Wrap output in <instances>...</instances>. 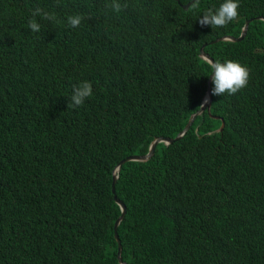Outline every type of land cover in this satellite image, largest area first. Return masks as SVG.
Listing matches in <instances>:
<instances>
[{
  "label": "trees",
  "instance_id": "16d2710c",
  "mask_svg": "<svg viewBox=\"0 0 264 264\" xmlns=\"http://www.w3.org/2000/svg\"><path fill=\"white\" fill-rule=\"evenodd\" d=\"M0 0V264H120L110 171L195 109L215 61L250 70L248 86L214 96L184 132L126 159L113 183L127 264H264V0H239L223 28L198 17L223 0ZM40 7L59 23L28 21ZM84 17L76 29L68 15ZM93 84L68 108L72 86ZM220 119L223 123L217 128Z\"/></svg>",
  "mask_w": 264,
  "mask_h": 264
},
{
  "label": "clouds",
  "instance_id": "9594fccd",
  "mask_svg": "<svg viewBox=\"0 0 264 264\" xmlns=\"http://www.w3.org/2000/svg\"><path fill=\"white\" fill-rule=\"evenodd\" d=\"M200 0H193L192 7L199 6ZM113 12L120 13L126 5H121L119 0H111L107 4ZM240 2L239 0H223L218 8H208L198 18L201 27L210 26L212 29L223 28L231 22L239 18ZM52 21L53 24L59 23L58 17L54 11H46L40 7H36L32 11V19L28 21V28L32 33H40L42 25L36 19ZM84 17L80 14L68 15L66 17V27L69 29L78 28ZM204 63L207 64L211 71V80L214 85L211 94L214 96L235 95L248 86L250 80V70L245 65L234 61L225 60L211 61L204 58ZM93 84L88 80H83L72 86V93L69 97L67 107L77 109L83 106L86 99L93 96Z\"/></svg>",
  "mask_w": 264,
  "mask_h": 264
},
{
  "label": "water",
  "instance_id": "95a60500",
  "mask_svg": "<svg viewBox=\"0 0 264 264\" xmlns=\"http://www.w3.org/2000/svg\"><path fill=\"white\" fill-rule=\"evenodd\" d=\"M190 0H186L185 2L181 3V5L183 7H185L188 3H189ZM252 17H255V18H261L263 20V28H264V15L262 14H254V15H249V16H246L243 18V21L239 27V31L236 33V34H232V33H221V34H218V35H215L213 36L211 39H209L208 41H213V40H216V39H238L240 38L244 31H245V28H246V24H247V21L249 19H251ZM204 43L201 42V44H199L198 46V55L201 56L202 58H207V59H210L211 61L214 62V60L212 59V57L202 49V44ZM211 71H209L207 77H206V84H205V87H204V90L200 96V101H199V104L198 106L193 109L192 111L189 112L185 122L183 123V125L174 133V135L172 136H168V135H154L152 136L148 143H147V147L145 149V151L143 152H130V153H126L124 154L123 156H121L120 158H118L115 163L113 164L112 168H111V171H110V184H109V187H110V191H111V196L113 198V200L116 202V204L118 205L119 207V212L118 214L114 217L113 221H112V234H113V237L115 239V256L117 258V261L120 263V264H127L126 261L124 260H121L120 259V256H119V251H120V242H119V238L117 236V233H116V224L118 223L119 219L121 218L123 212H124V203L122 202V200L120 198H118L115 193H114V188H113V183H114V180L117 176V172H118V168H119V165L122 161L126 160V159H145L146 157H148L150 155V153L152 152L153 150V146L154 144L161 140L163 142H168L172 139H175V138H178L183 132L184 130L187 128L188 124L190 123L191 119L193 118V116L200 112L204 107L207 109L208 108V104H209V99H210V93H209V85H208V81L209 79L211 78ZM223 121L222 119H220L219 121V124L217 126V128H220L221 125H222Z\"/></svg>",
  "mask_w": 264,
  "mask_h": 264
}]
</instances>
